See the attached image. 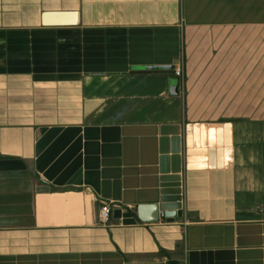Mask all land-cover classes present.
Listing matches in <instances>:
<instances>
[{
    "label": "crops",
    "instance_id": "crops-1",
    "mask_svg": "<svg viewBox=\"0 0 264 264\" xmlns=\"http://www.w3.org/2000/svg\"><path fill=\"white\" fill-rule=\"evenodd\" d=\"M0 264H264V0H0Z\"/></svg>",
    "mask_w": 264,
    "mask_h": 264
},
{
    "label": "water",
    "instance_id": "water-1",
    "mask_svg": "<svg viewBox=\"0 0 264 264\" xmlns=\"http://www.w3.org/2000/svg\"><path fill=\"white\" fill-rule=\"evenodd\" d=\"M74 16L73 14H68L66 12H46L43 14L44 26H68L70 24L77 23L76 20H69V16ZM167 69H173L172 66H167ZM139 69V68H137ZM171 92L175 95L179 93V85L177 82H174L171 85Z\"/></svg>",
    "mask_w": 264,
    "mask_h": 264
},
{
    "label": "built area",
    "instance_id": "built-area-1",
    "mask_svg": "<svg viewBox=\"0 0 264 264\" xmlns=\"http://www.w3.org/2000/svg\"><path fill=\"white\" fill-rule=\"evenodd\" d=\"M174 74L178 78V85H179V93L182 95L185 92L186 86V75H185V61L182 57L179 64L174 69ZM99 219L102 225H108L111 221V206L110 204L106 203L101 206L99 212Z\"/></svg>",
    "mask_w": 264,
    "mask_h": 264
}]
</instances>
